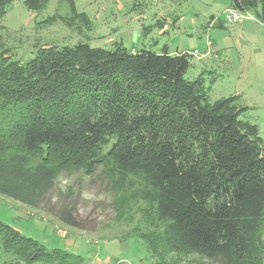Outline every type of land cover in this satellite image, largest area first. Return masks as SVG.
<instances>
[{
  "label": "trees",
  "instance_id": "16d2710c",
  "mask_svg": "<svg viewBox=\"0 0 264 264\" xmlns=\"http://www.w3.org/2000/svg\"><path fill=\"white\" fill-rule=\"evenodd\" d=\"M14 0H0V22ZM30 10L41 0H26ZM231 8L264 23V0ZM108 51L88 44L40 48L21 64L0 55V195L38 209L63 173L101 169L117 211L143 202L169 252L221 264H264V151L249 108L211 103L193 56ZM79 228L73 208L60 215ZM4 264H84L0 220ZM118 264V263H114Z\"/></svg>",
  "mask_w": 264,
  "mask_h": 264
},
{
  "label": "rangeland",
  "instance_id": "374dc122",
  "mask_svg": "<svg viewBox=\"0 0 264 264\" xmlns=\"http://www.w3.org/2000/svg\"><path fill=\"white\" fill-rule=\"evenodd\" d=\"M41 1L38 10L26 0L9 6L0 22V55L26 64L40 48L78 44L188 53L185 78L203 75L211 103L236 98L238 108H249L240 119L256 125L264 142V23L255 13L239 12L241 21L228 24L232 0ZM117 205L101 169L93 176L63 173L38 209L0 195V220L48 250L83 257L84 264H221L152 244L144 238L158 228L146 205L132 201L120 205L122 213ZM65 208H73L79 228L62 222ZM13 260L0 242V264Z\"/></svg>",
  "mask_w": 264,
  "mask_h": 264
},
{
  "label": "built area",
  "instance_id": "2783aa9c",
  "mask_svg": "<svg viewBox=\"0 0 264 264\" xmlns=\"http://www.w3.org/2000/svg\"><path fill=\"white\" fill-rule=\"evenodd\" d=\"M241 19H242V16L239 14L237 10H234V9L228 10L226 14V23L235 24V23L240 22Z\"/></svg>",
  "mask_w": 264,
  "mask_h": 264
},
{
  "label": "crops",
  "instance_id": "0c3cea01",
  "mask_svg": "<svg viewBox=\"0 0 264 264\" xmlns=\"http://www.w3.org/2000/svg\"><path fill=\"white\" fill-rule=\"evenodd\" d=\"M252 19H254V18L252 17Z\"/></svg>",
  "mask_w": 264,
  "mask_h": 264
}]
</instances>
